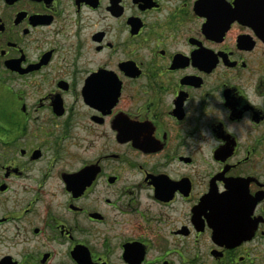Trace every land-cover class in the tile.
Wrapping results in <instances>:
<instances>
[{
  "label": "flooded vegetation",
  "instance_id": "1",
  "mask_svg": "<svg viewBox=\"0 0 264 264\" xmlns=\"http://www.w3.org/2000/svg\"><path fill=\"white\" fill-rule=\"evenodd\" d=\"M262 5L0 0V264H264Z\"/></svg>",
  "mask_w": 264,
  "mask_h": 264
},
{
  "label": "clouds",
  "instance_id": "2",
  "mask_svg": "<svg viewBox=\"0 0 264 264\" xmlns=\"http://www.w3.org/2000/svg\"><path fill=\"white\" fill-rule=\"evenodd\" d=\"M216 103H221L220 101L215 100ZM208 102H210L211 106L217 109V111L220 113V123L223 124L224 132L228 135H231L233 137H239V138H245L249 134V125L252 122V114L250 112H245L239 119H232V108L230 106H225L222 108H217L216 105L212 102V100L208 99ZM187 107V105H184ZM186 115H189L186 113ZM202 137H205V139L196 140L195 137L189 136L188 139L190 142H192V151L198 152L201 150L203 145H209V146H215L219 147L222 139L215 136L213 133L210 132V130H204L201 133Z\"/></svg>",
  "mask_w": 264,
  "mask_h": 264
},
{
  "label": "water",
  "instance_id": "3",
  "mask_svg": "<svg viewBox=\"0 0 264 264\" xmlns=\"http://www.w3.org/2000/svg\"><path fill=\"white\" fill-rule=\"evenodd\" d=\"M261 11H257V14H260V20L255 19L252 16L247 17V20L249 21V24L256 29L258 35L262 38L264 41V5L260 6ZM259 16V15H258Z\"/></svg>",
  "mask_w": 264,
  "mask_h": 264
}]
</instances>
